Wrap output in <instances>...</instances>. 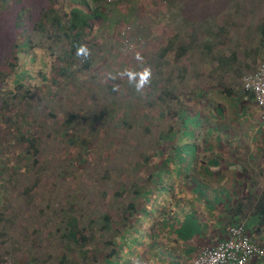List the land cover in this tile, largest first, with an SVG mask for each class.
Listing matches in <instances>:
<instances>
[{"label":"trees","instance_id":"obj_1","mask_svg":"<svg viewBox=\"0 0 264 264\" xmlns=\"http://www.w3.org/2000/svg\"><path fill=\"white\" fill-rule=\"evenodd\" d=\"M100 1L101 0H93V5H91L90 10H85L83 4H78L72 5L70 11L67 13L61 14L57 7L51 8L49 12L45 13L46 20L52 23L51 25L54 28L53 32L58 33L57 38L62 43V45H60L61 49H55V46L51 47V49L48 47L49 50H52L51 58L53 57V63L49 71L50 76H41V84L34 88L26 82L28 78L27 75L21 78L26 74V70H22L16 77L15 85L17 87V92L13 93L10 91L3 94L1 116L2 119L5 117V120H7L8 110L11 111L14 104L16 107L19 104L25 105L26 103H31V106H34L36 103V106H39L38 108H40V105L45 108L51 103V109L47 114L53 120L59 117L60 112H54L52 108H55V105H57L61 99L71 104V107L66 109L68 112L63 115L65 116L61 124L63 128H55L53 130L54 133L58 134L60 141L67 144L64 148L65 154H63V152H58L56 156L53 154L55 152L52 151L50 155L46 153L44 155L42 149L39 147V136L32 132L29 134H14L12 139V144L15 146L17 145L16 147L19 149L21 148L16 154V156H21L19 159L20 161L19 163L13 162V164L14 166L19 165V167L21 164L24 167L23 171L27 173H25L27 177H36L34 185H36L38 181H43L44 187H47L51 191L54 183L57 182L58 179H63L64 182L68 183L69 187L67 188H64V185L61 184L63 188V199H61V205L56 203L54 206L60 210V213H63V217L59 220L60 225L63 226V229L61 228V237L71 240L73 243L71 245L67 244V252L63 254L61 261H55V264H66L67 261H71L68 257L71 255L69 254L70 252H68L69 250L76 253V255H82L85 259H93L94 261L99 260L97 255L104 247L100 246V244H94L96 243V241H94L95 239L100 243L102 242L104 246L114 245L116 248L123 239H126L129 235H135L137 228L143 225L141 219L146 212L145 207H147V204L148 207L154 206L155 202H153V200H156V197H152L149 194L155 189L157 183L160 182L158 174L167 168L165 163L169 161V157H171L172 154L167 152L164 153L162 157L157 150L163 149L164 146L162 145V148H160L161 145L159 144L153 150L151 146L156 145L163 136L167 139H171V141H173L172 143L180 142L181 139H184L187 133L188 123L194 120V117L190 116L189 108L195 106H193V102L196 96L199 98L196 104L208 102L203 99V96L206 94V92L202 90L203 86L192 85L194 80L192 83L188 80L187 83L189 86L186 90H180L185 89L183 88L184 86L176 87L173 85L170 87L168 83L173 82V80L169 78L167 80H170V82L166 81L162 87L159 86V78L165 74L164 68L166 62L164 58H167L166 54L169 53L172 47L175 46L174 49L178 50L176 52V59L179 61L184 54L192 50L198 54L200 61L205 62L204 64L217 62L210 67V74L212 71L217 72V75L220 77L226 72H229L227 74H230V72L234 74L236 71L231 64L237 59L236 51L233 52L232 50L230 53H225L224 49L216 51L220 47L217 46L218 42H213L216 36V38L222 37L225 42L229 43L234 42V38L225 33L227 31L225 25L217 24L216 33V31L212 29L213 27H208L206 25L208 22L205 25L195 27L189 34L187 42H182L184 39H176L170 43L168 47H162L159 51L155 46H147L143 51L150 55L145 57L143 62L139 64L129 63L127 58L124 59V63H121V60L124 58L123 53L118 51V55H115L112 52L114 48L109 42L106 44L107 49L101 51L103 54H90L89 50L91 46L89 44L86 45L85 31L90 30L89 33L91 34L98 28L99 20L101 18L106 19L111 13L110 9L106 8L105 11L99 9ZM122 1L124 0H117L116 4L119 5ZM209 2H211V0H209ZM172 4L173 3L170 1L163 6L165 14L169 12V8L172 7ZM224 6L225 4L223 7ZM223 7L220 8L217 13H225ZM255 13V9L251 10V14L254 15ZM224 15L227 14H223V18ZM204 16L210 15L205 12ZM15 17L13 19L14 26ZM260 19L261 23L257 28L250 22V17L243 18V24L240 27H246L247 31L241 35V37H245L240 39L239 42L242 40L246 41L250 38L249 36L253 35L255 32H259L258 35L261 38L258 40V45L251 50L236 45V47L244 49L243 52H241L242 55L244 52H251L256 53L259 57L264 56V48H262L264 46V16ZM228 20L229 22L232 21V17H228ZM36 28L38 30H45L42 23L38 24ZM64 28L66 29L63 30ZM133 33H136L135 36L138 37L143 35V30L139 29L136 30V32L133 31ZM104 34L106 35L107 31H105ZM123 35L124 34H122V36ZM170 45L173 46L170 48ZM221 46L223 47L222 44ZM81 47L85 48V52L78 55V49ZM121 53L122 55L120 57ZM117 56L120 60L116 59ZM17 60L18 56L15 55L12 60L7 62L6 66H8V68H5L7 71L6 73H10L16 69L18 66ZM174 62L176 61H173V63ZM173 63L167 75H171L177 70V67H174ZM191 66V64H188L182 65L179 68L181 80L186 81L184 76L187 75L186 70L191 69ZM145 68H150L152 74L150 82L142 89L141 97V90L138 93L136 89V81H130L126 72L134 71L139 73ZM123 69H125V71L121 72L120 77L115 78L113 74H117V71ZM101 70H104V75ZM123 85H125L126 92L128 91L130 94H136L137 97L135 100L138 101L135 106L141 108L142 111L141 115L136 118L138 120L139 129L135 133H130L133 128L130 111L135 110L138 112L139 110L133 107L132 101H128L125 98L127 97L126 94L123 95L118 93V90H120ZM65 88L82 89L83 95L79 94V92L77 95L72 94L71 97L70 95H66L64 91ZM93 92L97 94L100 92L103 95V97L100 98V94L99 98H97L101 99V106L98 108V111L94 108L96 106L95 101L97 100L92 97ZM65 95L68 96L69 99L65 98ZM128 97L133 99L132 95H128ZM142 100L144 101L142 102ZM74 104L76 106L75 109L73 106ZM77 106L80 108H77ZM157 107L158 109H156ZM112 108L118 113L116 120L109 114ZM42 111L46 114L44 110ZM17 116H23L25 118V123L23 124H27L25 126L29 128L31 127L30 119H27L26 115L18 113ZM162 117H167L169 120L166 119L158 125L154 123V118L161 119ZM161 124H164V128L159 130L153 129L160 128ZM176 124H179V126H175ZM121 128L123 129L120 131ZM189 134L190 131L188 132V135ZM145 137L147 138L146 143L149 144L148 148H146V155L142 156L140 160H135L137 153L142 152L144 154L143 150H139L141 144L145 141ZM151 139H153V142L149 143L148 141ZM154 140L155 144H153ZM3 144L8 146V140L6 141V139L3 138ZM94 144L96 147L93 150L90 147ZM175 147L176 146L171 147V150ZM194 148H196V145L179 147L177 150H181V156L174 159L184 161ZM72 152H76L77 156H70ZM120 155L122 157H120ZM119 157L121 163L127 166L122 169L120 166L116 170L112 162L118 161ZM30 160L32 161L30 162ZM107 162H109L108 165ZM10 163L9 158H0V174L9 173L8 166ZM145 166H147V168L144 169L143 167ZM135 173H138L135 177L136 181L132 180V183L129 181L127 182L126 177L132 176ZM73 174H76V177L73 176ZM131 178L133 177H130V179ZM5 179V176L0 179V187L5 182ZM93 185H95V190L93 189ZM261 187L262 191L260 195L255 194L244 198L236 204V207L230 209V212L233 214L234 223H241L243 220L240 218V212L244 210L249 211L250 207L252 211L256 212L257 215L264 220V181ZM0 191L3 190L0 189ZM1 193L2 192H0V196ZM126 193L127 195L131 194V197H129L131 199L125 203L122 199ZM25 195L26 199L32 203V200L35 198L32 194V188L29 190L26 189ZM107 198L109 202H112L114 198L113 200L116 199L117 201L115 202L121 205L113 210L98 212V207L101 206L99 199L105 200ZM6 199L7 198H4L2 195L0 200V208L2 211L9 208L8 200ZM82 199L85 202L84 208H82L83 203L78 204L75 208L72 204L73 200L78 201ZM91 199H95V202L92 205L89 203L90 206H87ZM136 199H140L139 201L141 203H137ZM64 202L67 205L71 203V206L65 208V206H63ZM41 209L45 211L44 207ZM58 215L60 216V214ZM0 216H2V214ZM246 217H244V219ZM35 219L37 220H34L36 226L40 221H38L37 217ZM3 221L4 219L0 217V222L2 223ZM245 224L247 227H250V224L247 222ZM31 226L26 224L25 229L27 233L21 235V237L23 236L21 239L31 242V247L34 248L40 243L39 241L42 239L46 240V238L43 233V223L40 226H36L34 230H31ZM9 228L7 223L0 226V238H3V241H1L2 243L10 239L8 237L10 233ZM50 235H53L51 230H49L48 237ZM94 246L95 248L101 249H97L99 253L92 248ZM113 250L115 251L114 253H116L117 250ZM32 252L33 259L31 263L41 262L38 255H36L40 253L37 251L36 253L34 251ZM52 254L53 253H50V255ZM109 254H111V251Z\"/></svg>","mask_w":264,"mask_h":264},{"label":"rangeland","instance_id":"obj_2","mask_svg":"<svg viewBox=\"0 0 264 264\" xmlns=\"http://www.w3.org/2000/svg\"><path fill=\"white\" fill-rule=\"evenodd\" d=\"M16 0H1L0 1V55H3L7 51V45L13 41V38H15L16 33H14L15 26L13 25V19L16 15V11H14L11 14H8L11 12L14 5V2ZM52 1V0H51ZM57 4H52L53 2H50L47 6L43 5L44 2L40 0V5L33 3L32 7L30 6H22L20 7L19 11L23 10L24 8H29L31 10L38 8L39 10L45 9V8H55L59 9L61 14L67 13V11L72 6V3H75L77 1L83 2L84 0H59ZM117 0H101L99 9L102 11H105V9H110V15L106 17V19L101 18L99 20L98 28L94 30L91 34L89 33L90 30L85 31V41L86 45L89 44L91 46L90 48V54L93 55H99L103 54L101 53L102 50L107 49L106 44L109 42L110 45L114 48V51H112L115 55H118V51L122 52L124 55V58L121 60V63H124V59L127 58L129 63L132 64H139L142 63L145 57H147L150 54H146L144 48L147 46H155L158 48V51L162 49V47H168L170 43L175 41L176 39H184L182 42H187L189 39V34L194 30L195 27H199V25H205L207 22L208 27H213L212 29L216 31L217 33V24L219 25H225L227 27V33L231 37L234 38V42H225L222 37L214 38L213 42L217 43V46L220 47L216 51H221L224 49L225 53H230L232 50L237 51L236 56L241 55L244 49L236 47V45H240L243 48H249L252 49L253 47L258 45L259 38V32H255L253 35H250L249 39L246 41L242 39L245 36H242L245 31H247L246 27L242 26L243 18L250 17V22H252L257 28L258 25L261 23V17L264 16V0H124L119 5L116 4ZM172 2V7L169 8V12L165 14L163 10V6L166 5L168 2ZM52 4V5H51ZM225 6L223 7V5ZM37 5V6H35ZM91 5H93V0H87V2L84 4L85 10H90ZM225 10L223 14L224 18L222 17L223 14L217 13V11L222 8ZM256 10V13L253 15L251 14V10ZM27 10V9H25ZM23 10V11H25ZM209 13L210 16H204L205 12ZM7 13V14H6ZM29 13V12H28ZM30 14V13H29ZM247 14V17H246ZM27 15V14H26ZM33 17H30V22L26 25H24V28L29 29V32H18V40L16 41V47L17 49H13V46L15 45V42L11 44L10 48V54H7L4 56V59L14 58V56H18V66L16 69L10 73H6V69L2 70L0 69V78L2 81H0V101H2V93H8L12 91L13 93L17 92V87L15 85L16 83V77L17 75L22 71L26 70V74L23 75L21 78L27 75L26 82L29 83L31 87H37L41 84L40 77H49V71L51 69L52 63H53V57L51 58L52 50L51 47L55 46V49H61L60 45H62L61 41L57 38L56 32H53V26L51 25L49 21H47L46 17L39 16L35 14H31ZM232 17V21L229 22L228 17ZM23 17H25L23 15ZM19 18H21L19 16ZM21 23V22H20ZM42 23L45 30H38L36 26L38 24ZM66 23V22H65ZM239 24V25H238ZM212 25V26H209ZM46 26V27H45ZM19 27L22 29L23 27L21 24ZM42 28V27H41ZM256 28V29H257ZM64 28L63 30H65ZM143 30V35H140L136 37V33H133V31L136 32V30ZM206 29V28H205ZM20 30V29H19ZM18 30V31H19ZM107 31V34L105 35L104 32ZM53 32V33H52ZM249 32V31H248ZM52 33V34H51ZM51 34V35H50ZM122 34H124L122 36ZM98 35V36H96ZM119 35V36H118ZM177 36V37H176ZM69 43V42H68ZM153 44V45H152ZM223 45V47L221 46ZM173 45H170V48ZM7 47V48H6ZM49 47V49H48ZM175 46L172 47V49L169 51L168 54H166L167 58L165 59V68H164V75H162L159 79V86L162 87L164 83L168 78L173 80V82H170V87L175 85L176 87H179L181 83L180 79V71L179 68L182 65H188L191 64V68L193 69H187L186 74L184 76L185 80H190L192 82L193 80H200L201 79V72L202 71H209L210 67L215 65V63H206L205 69L203 68V63L199 60L198 54L194 51H188L187 54H184L181 58V60L176 59V52L178 50L174 49ZM264 48V46L262 47ZM53 49V48H52ZM264 51V50H263ZM111 52V53H112ZM148 52V51H147ZM120 54V57L122 55ZM137 54L141 57V59H137ZM116 59L120 60L117 56ZM162 59V60H164ZM157 61V59H156ZM173 61H176L173 63ZM4 62L3 59H0V66ZM173 63L174 67H177V70L172 73L171 75H167L169 72V68L171 64ZM178 63V64H176ZM211 64V65H210ZM180 65V66H178ZM8 68V66H5ZM104 70H101L103 73ZM125 69L121 71H117V74H113L115 78H119L121 72H124ZM229 72H226V74ZM104 75V73H103ZM231 80H234V77L232 76V73L230 72ZM104 77V76H102ZM237 79V77H235ZM25 82V81H24ZM127 87V84H126ZM129 87V86H128ZM234 92H238L239 88L235 87L233 88ZM78 88H65L64 91L66 92V95H70L72 97V94L77 95L82 94V89ZM63 91V90H61ZM19 93V92H18ZM119 94H126L127 97H125L128 101H132L133 107H135L138 112L135 110H131V116H132V126L131 129L132 132L135 133L139 128L138 126V120L136 119L138 116L141 115L142 111L141 108H137L135 106L136 102L138 100H135L137 97L136 94H130L128 91H125V85L122 86L120 90H118ZM139 93V91H138ZM99 94L93 92L92 97L95 98V104L94 107L96 111H98V108L101 106V99H97L100 96ZM64 96L65 98L69 99L68 96ZM83 95V94H82ZM128 95H132L133 99L129 98ZM103 97L101 94L100 98ZM141 97H142V90H141ZM198 97L196 96L193 106L197 103ZM214 100V99H213ZM140 101V99H139ZM144 100H142L143 102ZM99 102V103H98ZM233 102V99H232ZM30 104V105H29ZM51 103H49L48 106L45 108L40 105V108L36 106V103L34 106H31V103H26L25 105H17L15 107V104L12 106L11 111L8 110L7 112V120H5V117L1 116V110L2 105L0 107V158H9L10 164L8 166L9 173L6 174H0V179L5 176V182L1 185L0 189L3 191L0 196V200L2 198V195L4 198H7L9 208L7 210H1L0 213L2 214V217L4 221L1 223L0 226L7 223V225L10 227V233L8 239L4 243H0V249L4 248L8 244H17V248L21 250L22 252H26L28 257L33 256L34 251L42 254H49L53 253L52 255H48L50 259H48L47 262H38L36 264H53V260H59L64 253L67 252V246L71 245L73 242L71 240H68L66 238L61 237V230L63 229V226L60 225V219L63 217V213H60V210L57 209L54 205L57 203L61 205V199H63V188L61 184L64 185V188L69 187L68 183L64 182L63 179H58L57 182L54 183L53 189L50 191L47 187H44L43 181H38L36 185H34V181L36 177L31 178L27 177L25 175V171H23L24 167L20 164L17 166H14L13 162H18L21 156L17 155L18 150L20 151L21 148H17L14 144H12V139L14 134L17 133H25L29 134L32 132L33 134H36L40 138V148L43 151V154L50 155L52 151L54 155H58L57 153L60 152L65 154L64 148L67 145L64 142L60 141V138L58 137L57 133H54L53 130L55 128H61L62 127V119L65 118L64 113L68 112L66 109L71 107V104L68 101H65L61 99L57 105H55V108H52L54 112H60L59 117L57 119H52L48 116L47 112L51 109ZM74 109L76 108L75 104L73 105ZM111 106V105H110ZM113 106V105H112ZM195 107V106H194ZM189 108L190 116L194 117V120L190 123H188V129L185 136V143H188L192 140V137L195 134V130H198L202 124L203 118L202 115L205 114L203 110L202 105L197 104V108L194 109ZM44 108V109H43ZM77 108H80L77 106ZM158 109V107L156 108ZM44 110L46 112L43 113ZM200 110H202L200 114ZM24 114L27 116V119H30L31 127L25 126L27 124L24 121L23 116H17V114ZM68 114V113H67ZM110 116H112L115 120L117 118V112L116 110H111L109 113ZM138 114V115H137ZM102 116V115H101ZM168 119L167 117H162L161 119L154 118V123H157V125L160 122H163L164 120ZM169 120V119H168ZM153 123V124H154ZM23 124V125H20ZM25 126V127H23ZM175 126H179V124H176ZM90 127V126H89ZM95 128V126L93 125ZM53 128V129H52ZM63 128V127H62ZM161 128H164V124L160 125V128H153L155 130H159ZM123 128L120 129V131ZM119 131V129H118ZM190 131V134L188 135V132ZM5 136V137H4ZM3 138L8 140V146L3 144ZM87 138V137H85ZM84 138V140H85ZM142 139V137H141ZM156 140V139H155ZM155 140L154 143L155 144ZM18 141V139H17ZM147 138L145 137L144 143L141 144V148L139 151H144V154L142 152L137 153L135 156V160H140L142 156L146 155L147 149L149 144L146 143ZM149 143L153 142V139L148 141ZM179 142L172 143L171 139H167L165 136H163L156 145H152V150L157 147V145H161L160 148H162V145L164 146L163 149L157 150L161 154V156L164 153L170 152L172 155L169 157V160L171 158L179 157L181 156L180 151L177 150L180 145L178 146ZM176 146L173 150H170V147ZM45 147V148H44ZM96 145L94 144L92 147L93 150L95 149ZM90 149V150H92ZM97 149V148H96ZM177 150V151H176ZM45 151V152H44ZM70 156H77L76 152H72ZM120 157H122L120 155ZM120 157L118 161L112 162L113 167L115 166V169L117 168L122 169L123 167L127 166L126 164L121 163ZM163 157V156H162ZM32 160H30L31 162ZM29 162V161H28ZM111 162V161H109ZM107 162V165L108 163ZM171 163H168L170 165ZM106 165V166H107ZM14 166V167H13ZM132 166V165H131ZM50 168V167H48ZM144 169L147 168V166L143 167ZM142 168V169H143ZM186 166L180 167V173L182 170L184 171H190L187 169ZM1 170V168H0ZM172 170V169H171ZM49 171V170H48ZM134 171V170H132ZM131 171V172H132ZM27 174V173H26ZM172 174V173H169ZM136 175L138 173H135L132 176L126 177V181L132 183L135 180ZM73 176L76 177V174H73ZM130 177H133L130 179ZM190 177H194L191 175ZM52 178V177H51ZM133 180V181H132ZM119 182V181H118ZM57 183V185H56ZM32 188V194L35 196V198L32 200V203L26 199V189ZM93 189L95 190V185H93ZM62 190V191H61ZM154 194V193H153ZM153 196L152 194H149ZM88 197V196H86ZM131 194L127 193L124 195L122 201H129L131 198ZM114 199V198H113ZM112 202H109V199H99V203L101 204L100 207H98V212H105L106 210H113L114 208H117L120 203H117L116 199ZM27 200V202H26ZM140 199H136L137 203H139ZM95 202V199H91L88 202L87 206L92 205ZM82 204V208L85 205V202L82 200L75 201L73 200L72 204L76 208L78 204ZM90 203V204H89ZM141 203V202H140ZM75 204V205H74ZM65 208L70 207L71 203L68 205L64 202ZM1 207V205H0ZM45 208V211H42L41 208ZM90 210V209H88ZM94 210V209H93ZM3 212V213H2ZM0 214V215H1ZM60 214V216L58 215ZM31 217V218H30ZM38 218L39 226L43 223L44 224V235L45 239H42L39 241L40 243L36 245L34 248H32V243L28 241V244L24 242V239H21V235L27 233L26 224L31 226V230H34L35 221H37L35 218ZM9 223V224H8ZM38 223V222H37ZM62 228V229H61ZM49 230L53 232V235L49 234ZM38 236V234H37ZM99 239V238H98ZM96 243L94 244H100V246H103L104 249L95 248L92 247L95 250H101L98 255H104L106 252H109L111 249V246H104V244L101 242H98L97 239H95ZM68 244V245H67ZM69 254L76 255V253H73L72 251ZM39 255V256H40ZM79 256V255H77ZM82 256V255H81ZM43 258H46V256H43ZM43 261V259H42Z\"/></svg>","mask_w":264,"mask_h":264},{"label":"crops","instance_id":"obj_3","mask_svg":"<svg viewBox=\"0 0 264 264\" xmlns=\"http://www.w3.org/2000/svg\"><path fill=\"white\" fill-rule=\"evenodd\" d=\"M236 57L231 63L236 70L234 80L230 74L219 77L217 72L202 71L201 79L191 82L203 86V99L208 102L199 104L205 114L200 110L202 124L198 130L192 128L199 136L196 148L182 163L190 171L180 173V167L172 166L169 171L172 162L165 163L167 168L158 174L160 182L153 190L159 195L154 218L138 225L136 236L129 235L116 248L111 246V254L97 255L95 261L71 254L66 264H193L202 249L227 238L229 227L236 224L230 209L244 198L260 195L262 190L256 185L264 181V121L254 94L242 86L243 75L255 70L264 56L244 52ZM187 82L181 81L185 89L180 90L188 88ZM235 87L239 88L236 93ZM240 214L241 222L250 224L246 227L254 241L264 246L263 218L251 207ZM16 245L0 249V264H36ZM36 255L42 263L50 259L49 254H43L46 258ZM249 264H264V257Z\"/></svg>","mask_w":264,"mask_h":264},{"label":"built area","instance_id":"obj_4","mask_svg":"<svg viewBox=\"0 0 264 264\" xmlns=\"http://www.w3.org/2000/svg\"><path fill=\"white\" fill-rule=\"evenodd\" d=\"M246 91L254 93L264 119V65L244 77ZM264 249L255 245L244 233L241 225L233 226L225 241L200 252L193 264H247L255 256H263Z\"/></svg>","mask_w":264,"mask_h":264},{"label":"clouds","instance_id":"obj_5","mask_svg":"<svg viewBox=\"0 0 264 264\" xmlns=\"http://www.w3.org/2000/svg\"><path fill=\"white\" fill-rule=\"evenodd\" d=\"M1 1V0H0ZM43 2H44V4L43 5H45V6H47L48 4H50V2H53L52 4H57L58 2H60L59 0H42ZM87 2V0H84L83 2H79V1H77V2H75V3H72V5H78V4H85ZM33 3H36V4H38V5H40V0H35V1H32V0H16L15 2H14V5L13 6H11V8L13 7V9L11 10V12L10 13H8V14H11V13H13L14 11H16V17H15V27H16V35H15V40L14 41H12V43L13 42H15V45L13 46V49H17V47H18V45H17V47H16V41L18 40V38H19V36H18V32H21V31H23V32H29V29H28V27L27 28H24V25L26 24H28L29 22H30V17H33V15H31V14H37L38 15V17L39 16H42V17H46L45 16V13H47V12H49V10L52 8V7H50L49 9L48 8H45V9H38V8H36V9H33V10H31V9H29V8H24L23 10H25V9H27V10H25V11H19V9H20V7H22V6H30V7H32V5H34ZM51 4V5H52ZM35 6H37V5H35ZM33 8V7H32ZM70 9H71V7H70ZM70 9L67 11V12H69L70 11ZM30 14H29V13ZM60 12V11H59ZM61 13V12H60ZM7 14V13H6ZM27 14V15H26ZM23 15L25 16V17H23ZM19 16L21 17V18H19ZM21 22V23H20ZM21 24V26L23 27L22 29L19 27V25ZM20 29V30H19ZM41 29V28H40ZM19 30V31H18ZM12 43H10V45H9V47L7 48V53H5V54H3V55H0V59H3L4 60V62L1 64V66H0V69H2V70H4L6 67V64H7V62L9 61V60H12V58H9L8 57V59H4V56L5 55H7V54H10V48H11V44ZM247 49H249V48H247ZM249 50H251V49H249ZM85 52V48H83V47H81L80 49H78V52H77V54L78 55H81V54H83ZM233 52H235V50H233ZM236 54H237V51H236ZM137 59H141V57L139 56V54H137ZM262 65H264V61H262V62H260L259 63V65L257 66V68L255 69V70H253V71H251V72H248V73H245L244 75H243V78H242V86H243V81H244V77L246 76V75H249V74H251V73H254V72H256ZM126 74H127V76H128V78H129V80L130 81H136V89H137V91H140V90H142L143 88H144V86L146 85V84H148L149 82H150V78H151V69L150 68H145L143 71H141V72H139V73H137V72H134V71H127L126 72ZM137 77H138V80H137ZM0 81H2V79L0 78ZM243 90L246 92V93H251L250 91H246L245 89H244V86H243ZM253 93V92H252ZM254 94V93H253ZM2 101H1V105L3 106V93H2ZM254 101H255V96H254ZM255 103H256V101H255ZM257 104V103H256ZM258 106V105H257ZM259 107V106H258ZM260 109V108H259ZM261 111V110H260ZM261 118H262V114H261ZM263 119V118H262ZM263 121H264V119H263ZM195 134L196 135H194L193 137H192V140L190 141V142H188V143H185L186 142V140H185V138L184 139H181L180 140V142L178 143V146L180 145L181 147L182 146H188V144H194L195 145V142L197 141V139H198V135H197V133L195 132ZM173 142V141H172ZM170 150H171V147H170ZM176 158V157H175ZM187 159H188V157H187ZM186 158H185V160H187ZM184 160V161H185ZM169 161H171L172 163H171V165H170V167H169V171H173V170H171V166L174 168V169H177V168H179V167H181L182 166V163L184 162V161H179V160H176V159H174V158H172L171 160H169ZM168 161V162H169ZM159 183V182H158ZM166 184L167 185H169L170 183H168V182H166ZM261 185L262 184H260V185H256V186H259V187H256V188H258L260 191L262 190V187H261ZM157 187V186H156ZM155 187V188H156ZM154 191H156L155 189H154ZM154 191L153 192H151V194L153 195L152 197H156V200H153V202H155V204H154V206L153 207H151V206H149L148 207V204H147V207H145V209H146V212H145V214H144V216L142 217V219H141V222L143 223V225L145 224V223H147V221L149 220V219H152V218H154V216H153V214H154V212H155V210L157 209V200L159 199V195H156L155 193H154ZM154 193V194H153ZM237 225H241V226H243V228H244V233H245V235L246 236H248L249 238H250V240L255 244V245H257L258 247H261V248H263L264 249V246L263 245H261V244H258V243H256L255 241H254V239L252 238V236L249 234V232H248V230H247V227H246V224H245V222H241V223H237V224H235V225H232V226H230L229 227V230H228V233H229V231H230V229L233 227V226H237ZM227 238H228V235H227ZM226 238V239H227ZM225 239V240H226ZM225 240H223V241H225ZM217 244H219V242L217 243ZM216 244V245H217ZM216 245H214V246H216ZM214 246H208V247H214ZM207 247V248H208ZM204 249H206V248H204ZM204 249H202V250H204ZM200 254V253H199ZM198 254V255H199ZM197 255V256H198ZM196 256V257H197ZM261 257H264V255L263 256H255V257H253L252 259H254V258H261ZM251 259V260H252ZM250 260V261H251ZM250 261L247 263V264H249L250 263Z\"/></svg>","mask_w":264,"mask_h":264},{"label":"bare ground","instance_id":"obj_6","mask_svg":"<svg viewBox=\"0 0 264 264\" xmlns=\"http://www.w3.org/2000/svg\"><path fill=\"white\" fill-rule=\"evenodd\" d=\"M15 30H16V28H15ZM14 33H16V32H14ZM9 42H10V39H9ZM9 42H8V45H7V47L9 46ZM7 47H6V48H7Z\"/></svg>","mask_w":264,"mask_h":264},{"label":"water","instance_id":"obj_7","mask_svg":"<svg viewBox=\"0 0 264 264\" xmlns=\"http://www.w3.org/2000/svg\"><path fill=\"white\" fill-rule=\"evenodd\" d=\"M15 40V38H13V41ZM12 43V42H11ZM7 53V52H6ZM0 107H1V101H0Z\"/></svg>","mask_w":264,"mask_h":264}]
</instances>
